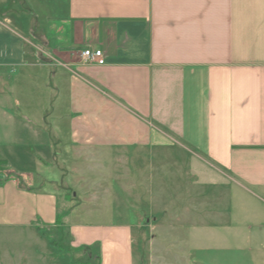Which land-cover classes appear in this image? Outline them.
<instances>
[{
	"label": "crops",
	"instance_id": "crops-1",
	"mask_svg": "<svg viewBox=\"0 0 264 264\" xmlns=\"http://www.w3.org/2000/svg\"><path fill=\"white\" fill-rule=\"evenodd\" d=\"M85 48L104 62L84 63ZM166 146L233 184L219 192L218 212L231 216L221 240L229 258L264 264V0H0V235L19 229L39 247L16 264L54 259L50 243L63 246L51 230L68 228L75 248L102 239L61 217L74 180L63 164L130 151L138 163ZM104 178L78 176L86 200L109 191ZM173 201L167 212H190ZM130 256L127 247L115 261Z\"/></svg>",
	"mask_w": 264,
	"mask_h": 264
},
{
	"label": "rangeland",
	"instance_id": "rangeland-1",
	"mask_svg": "<svg viewBox=\"0 0 264 264\" xmlns=\"http://www.w3.org/2000/svg\"><path fill=\"white\" fill-rule=\"evenodd\" d=\"M55 117L49 116V121ZM61 124H65V120ZM61 138L64 141L65 134L62 133ZM128 153L129 160L120 158L121 154L109 153L106 156L97 155L101 159L90 163L69 164L68 161L63 164L74 180L73 192L67 196L69 208L66 209L62 203L61 217L67 216V220L75 222L76 229L81 232L92 225L91 228L98 231L102 239L91 250L83 244L84 247L75 248L70 247L68 242V228L51 230L48 234L59 239L63 248L50 243L47 251L55 254L54 259L49 256L44 264H83L85 259L90 264H99L96 256L100 257L104 251L111 255L110 262L106 264H117L115 254L127 251V247L130 249L132 264H245V260L229 258L231 243L222 242L220 237L227 238L223 230L221 235L220 224H231V216L228 214L221 217L217 209L226 197L219 192L225 193L228 188H234L233 184L227 183L228 179L220 178L216 171L204 163L188 158L187 153L177 147L155 148L151 154L149 150L145 151L138 163L134 161V153ZM191 169L205 172L206 178L188 175ZM162 172L166 175L160 179L159 174ZM84 174L107 176L101 189L107 188L109 191L94 201L86 200L84 186L78 180V176ZM129 181L137 183L135 189L142 199L139 203L134 201L132 194L123 191L124 187L133 191ZM161 188L182 194H161ZM189 189L191 192L187 194L185 191ZM171 199L179 208L191 207L190 212H167L164 204ZM171 213L174 217H170ZM156 218V225L153 226ZM3 232L4 236L0 235V251L5 249L11 258L5 263L0 260V264L21 263L25 250L39 255L38 244L29 241L28 233L15 228L4 229ZM220 246L223 248L220 249ZM91 252L94 256H91Z\"/></svg>",
	"mask_w": 264,
	"mask_h": 264
},
{
	"label": "built area",
	"instance_id": "built-area-1",
	"mask_svg": "<svg viewBox=\"0 0 264 264\" xmlns=\"http://www.w3.org/2000/svg\"><path fill=\"white\" fill-rule=\"evenodd\" d=\"M84 63H103V51L98 48H85L81 52Z\"/></svg>",
	"mask_w": 264,
	"mask_h": 264
},
{
	"label": "trees",
	"instance_id": "trees-1",
	"mask_svg": "<svg viewBox=\"0 0 264 264\" xmlns=\"http://www.w3.org/2000/svg\"><path fill=\"white\" fill-rule=\"evenodd\" d=\"M5 161L0 159V170H2V167H4ZM83 264H90L91 262L88 259L83 260Z\"/></svg>",
	"mask_w": 264,
	"mask_h": 264
}]
</instances>
